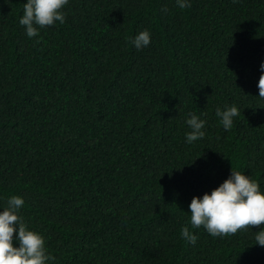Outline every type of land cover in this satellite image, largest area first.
Instances as JSON below:
<instances>
[{
	"label": "trees",
	"instance_id": "1",
	"mask_svg": "<svg viewBox=\"0 0 264 264\" xmlns=\"http://www.w3.org/2000/svg\"><path fill=\"white\" fill-rule=\"evenodd\" d=\"M25 2L0 0V205L24 199L49 264H264V225L213 237L188 208L231 168L264 190V0H69L32 38Z\"/></svg>",
	"mask_w": 264,
	"mask_h": 264
},
{
	"label": "clouds",
	"instance_id": "2",
	"mask_svg": "<svg viewBox=\"0 0 264 264\" xmlns=\"http://www.w3.org/2000/svg\"><path fill=\"white\" fill-rule=\"evenodd\" d=\"M69 0H26L19 24L27 37H37L39 29L63 24L62 9ZM178 8L190 7V0H175ZM166 10V9H164ZM136 49L146 48L151 43V33L143 29L130 38ZM261 75L257 82L258 97L264 99V60L260 63ZM216 115L227 131L233 127L234 118L240 115L235 105L217 108ZM190 131L185 133L186 142L191 144L205 136L206 120L191 114L185 121ZM25 201L18 195L9 197L6 205H0V264H49L54 257L48 253L44 237L29 228L20 214ZM192 229L203 227L213 236L236 234L250 225H264V190L260 183L244 172L231 168L230 175L210 192L193 196L188 205ZM15 233V236H14ZM181 237L195 245L198 236L188 226L181 228ZM254 244L264 247V227L254 232ZM15 243V246H14Z\"/></svg>",
	"mask_w": 264,
	"mask_h": 264
}]
</instances>
